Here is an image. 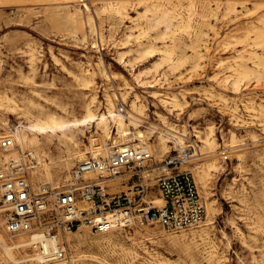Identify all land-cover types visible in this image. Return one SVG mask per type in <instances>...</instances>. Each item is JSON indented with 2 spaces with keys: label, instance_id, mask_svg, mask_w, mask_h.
<instances>
[{
  "label": "rangeland",
  "instance_id": "374dc122",
  "mask_svg": "<svg viewBox=\"0 0 264 264\" xmlns=\"http://www.w3.org/2000/svg\"><path fill=\"white\" fill-rule=\"evenodd\" d=\"M85 1L88 9L78 0L0 3V123L6 122L0 134L11 133L20 121L69 120L88 108L107 113L110 98L112 108L124 114V133L144 130L155 156L163 152L159 131L170 144L166 124L184 131L180 139H194L202 151L211 147L201 139H214L213 153L199 151L183 165L194 176L197 162L204 170L217 162L209 169L208 187L197 183L211 223L178 231L151 221L107 232L81 225L88 236L65 240L64 262L70 257L72 264H264V0ZM146 6L149 16L160 18L149 29L137 17ZM149 41L153 55L146 53ZM87 79L93 88L83 85ZM107 118L108 142L121 140L116 122ZM96 129L89 122L74 130L86 156ZM40 137L45 151L36 167L51 165L50 178L41 180L60 179L78 158L64 163L59 157L78 147L59 134ZM116 184V191L127 187L120 176ZM0 219L6 237L17 234L3 228L1 209ZM0 259L15 264L1 246Z\"/></svg>",
  "mask_w": 264,
  "mask_h": 264
},
{
  "label": "built area",
  "instance_id": "2783aa9c",
  "mask_svg": "<svg viewBox=\"0 0 264 264\" xmlns=\"http://www.w3.org/2000/svg\"><path fill=\"white\" fill-rule=\"evenodd\" d=\"M96 142V139L94 138ZM106 141H109L107 138ZM169 137L170 149L155 156L144 144H113L89 154L60 179L34 180L37 157L17 147L14 134H0V209L7 232L40 233L54 241L47 246L34 240L40 259L48 263L67 258L65 231L80 224L107 232L133 221L157 222L168 231L200 225L207 216L206 202L193 171L183 167L199 153L191 138ZM91 172L92 175L86 174ZM126 179L127 187L111 190V180ZM161 198L155 204V197Z\"/></svg>",
  "mask_w": 264,
  "mask_h": 264
},
{
  "label": "bare ground",
  "instance_id": "6f19581e",
  "mask_svg": "<svg viewBox=\"0 0 264 264\" xmlns=\"http://www.w3.org/2000/svg\"><path fill=\"white\" fill-rule=\"evenodd\" d=\"M5 1H7V0H0V3L5 2ZM78 1H81V4L83 5V8H87L88 9L90 7V4L87 3L85 0H78ZM141 2L142 1L139 0L137 3H141ZM149 10H151V8L149 6H146L145 9L143 10V12L138 14V16H137V17H139V20L143 18L142 21L144 20V25H145L146 29H149V27L153 25V23H154L153 19L157 18L156 19L157 21H158V19H160L158 17L159 15L155 14V13L153 15L149 16V12H148ZM118 11L122 12L120 9ZM139 20L135 21L136 23L134 24V26H137L140 23ZM127 35L129 37L131 35V33H127ZM140 44H141V42L137 43L136 44L137 45L136 48H139ZM145 49H146V53L148 55H153L154 54V50L155 49H154V46L152 44V41L148 42V45H146ZM119 57L123 58V52L119 53ZM89 71H91V70H89ZM104 73L107 74L106 71H104ZM227 77L228 76L225 75V78H227ZM238 81H239L238 78H236L232 82H233V84L237 85ZM83 85L87 86V87H91V88L94 87V84L90 81V79H87V81L83 82ZM117 96L121 100H124L123 97H120L119 95H117ZM114 98H115V96H114ZM108 102L110 103V107L107 108V113H104V112L96 113V112H94V111H92V110H90L88 108L87 112L82 117H78V118L76 117V118H72V119H69V120H58L56 117H52L50 120H43V121L35 120L34 122H29V123H24V122L20 121L18 124L16 123L17 125L13 126L14 130L11 131V133L14 134L15 141L18 144V148L17 147L9 148V149L6 150V153H8V154H16L18 152V150H25V147L29 146L30 149H28V148H26V149L30 150L38 159V157H40L39 152L42 151L44 153V151H45L44 147L42 145V140H41L40 134H42L44 136H47V135H50V134H59L60 137H61V139H59V140H62L64 142H71L76 147H78L74 151L75 153L71 152L70 150H67V152L64 153L63 156L59 157V161H64V163H66V162H68V160L70 158H72L74 156H77L78 159L84 158L86 156L85 152H87L88 150L85 151L83 149L84 147L81 148L80 146H78V144L76 142V139H77L78 135H77V133L74 130L78 129L79 127H81V126H83L85 124H88L89 122H95L96 125L100 128V130L96 129L94 131V133H92L90 135L91 137H90L89 142L90 141L91 142H90L89 146L91 147V149H89V150L92 151V152L97 151V150L102 151L103 148L105 149L106 147H108V145L106 143H109V142L106 141V139H105V141L102 139V135H101L102 133L101 132H103V134L105 135V138H109L111 136L109 127L107 125V121H108L107 117H109V116H111V119H113L114 122H116V125H117V131L116 132L122 138L121 140H119L117 142H115V141L112 142L113 144H118V145H123V144H144V145H146L148 147L149 146L152 147V149H153L152 144L147 142V140H146V135H145L144 130H140L139 132H137L135 130H133V131L131 130L127 134L124 133V131H123V129L125 127V125H124V122H125L124 121V114H122L120 111H118L119 108H117V109H113L112 108L113 104H112V101L110 100V98H109ZM135 106H136V104H135ZM131 108L132 107H129V110H132ZM121 109H122V107H121ZM134 114H137V115L140 116V114L137 113V112L134 113ZM130 118H131V121H133V122L138 120V119H136V117H130ZM5 123L6 122H3V124L0 123V126L4 125ZM163 125L168 130H170L172 132V134L176 137L177 141L181 140L180 136H178V135H184L185 134L184 131H179L174 126H170V125H166V124H163ZM135 126L136 125L133 124V127H135ZM210 129L212 130V128H210ZM161 131H159L160 134H159V137H158L159 138L158 139V143L160 144V150H162L164 152V151L169 150L167 148H168V145H170V144H167L166 139L162 135L163 132H161ZM93 134H96V135L92 136ZM126 136L128 137L127 139L125 138ZM94 138L96 139V142L94 141ZM135 138L140 140L141 142L133 141ZM129 141H133V142L128 143ZM201 141L204 142L205 146L211 147V149L202 151L198 147V149L200 151V152L199 151L198 152L200 154H207V155H208L209 152L213 153V151H214V148H213L214 139H212V138L207 136V137L202 138ZM39 161H38V163H39ZM216 162H217L216 160L213 161V162H210L207 165L209 167V169H213L214 167H216ZM192 168L194 170L196 169V176H195L196 182L200 183L203 188H207L208 187V183H209V179L208 178L210 177V170L209 169L204 170L202 168V165L199 164L198 162ZM86 174L92 175L91 172H86ZM31 175L34 178V180H41L42 178L49 179L50 176H51V165L49 164L48 161H45V162H43L42 165H39L37 167L32 168L31 169ZM116 181H117V179L110 181V183L112 184L111 187H110L111 190H116L118 188V185L116 184ZM154 203L155 204H160L161 203V198L159 196L155 197ZM209 214L210 213L208 212L207 216H206V220H204L201 224L205 223V225H207V224L212 222L211 221V216ZM0 224H2V219H0ZM81 225L82 224H80L76 229L67 231L66 234H65V240H67L70 243L72 235H79V234L80 235L83 234L84 235L83 237L87 238L88 235L86 236V233L80 232L81 230L85 229L83 226L81 227ZM20 232H22V231L15 232L17 234L10 235V236L6 237L4 232H3V230L2 229L0 230V246H1L2 250H3V253L5 255L9 256L15 262V264H20L21 260L28 261V264H37V263H32L34 260L38 262L39 259H40V255H39V253H38V251H37V249H36V247L34 246V243H33L34 240H36V239L37 240H41L47 246H54L55 245L53 240L45 238L40 233H34L32 235H28L29 238H27L26 235H24V234H26L25 232H22L24 234H22ZM91 241L95 242V243L99 242V240H95L93 238H92ZM29 245L33 247V251L32 252H28L27 251V247ZM17 252H18V254H20L19 257H17V255H16ZM73 256H76V254H74ZM78 256H84V254H80ZM63 259L65 260V258L56 259V260L50 261V262L45 263V264H66V262H64ZM71 259L72 258H70V257H69V259H67V260H69V262H68L69 264H72ZM3 262L4 261L2 259H0V263L4 264ZM160 262H161V260H160Z\"/></svg>",
  "mask_w": 264,
  "mask_h": 264
}]
</instances>
